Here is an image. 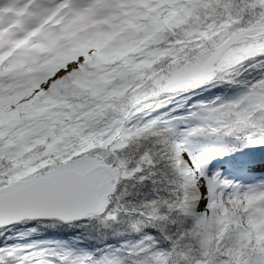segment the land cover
<instances>
[{"label":"snow or ice","instance_id":"snow-or-ice-1","mask_svg":"<svg viewBox=\"0 0 264 264\" xmlns=\"http://www.w3.org/2000/svg\"><path fill=\"white\" fill-rule=\"evenodd\" d=\"M32 2V25L7 37L0 28V264H264V181L245 186L222 171L264 170V0H134L147 6L141 23L162 3L176 19L153 17L156 45L150 35L120 53L123 102L89 80L100 63L95 40L84 41L86 52L75 59L57 62L51 75L14 90L28 65L51 63L73 22H109L106 0ZM221 84L238 91L199 99ZM69 85H91L92 94L62 98ZM148 92L159 95L137 104ZM101 133L114 147L95 145L90 137ZM159 162L175 173L176 198L146 201L147 211L124 209L135 212L132 228L143 233L134 246L81 254L7 242L21 225L116 219L121 183L148 180L145 168Z\"/></svg>","mask_w":264,"mask_h":264},{"label":"trees","instance_id":"trees-1","mask_svg":"<svg viewBox=\"0 0 264 264\" xmlns=\"http://www.w3.org/2000/svg\"><path fill=\"white\" fill-rule=\"evenodd\" d=\"M140 79H143V76L140 77ZM222 86L224 88L225 86L226 88L229 87L227 84H222ZM149 93L151 92L140 95L138 98L142 99ZM119 102H123L122 97ZM115 110L114 106L105 109L109 114ZM104 118L106 119L107 116ZM97 144L98 143H95L96 146ZM143 144L146 147H151V142L149 140L143 141ZM121 155H124V153H121ZM127 155L131 158V166H134L136 155L133 150L129 149ZM153 171L155 172L154 175L151 174ZM144 175H148L150 178L142 181L138 176H134L121 183L119 191L116 192V198L113 200L114 208L119 211V215L116 219L109 221L103 219L93 220L89 222L86 227L81 229L86 230L79 232L80 237L93 251L96 252L98 249L105 250L106 245L119 247L121 243L125 241L129 242V246H134L135 242L142 238L143 233H139L132 228V225L138 219L137 215L135 212H125L124 209L130 210L144 207L145 211H147L148 209L145 205L146 201L156 200L162 202L166 199L174 200L176 198L173 193L174 185L170 183V181L176 179L175 173L171 167L165 166V162L157 163L154 169L146 167ZM75 226H80V224H76ZM76 228L77 227L56 224L55 228H43L45 231L43 234H48L53 231L54 233L60 232L69 236L75 233ZM168 229L174 230L171 223H169ZM145 231L152 232L153 230L148 228ZM129 264H131V259L129 260Z\"/></svg>","mask_w":264,"mask_h":264},{"label":"rangeland","instance_id":"rangeland-1","mask_svg":"<svg viewBox=\"0 0 264 264\" xmlns=\"http://www.w3.org/2000/svg\"><path fill=\"white\" fill-rule=\"evenodd\" d=\"M138 7L134 9V7H130L128 11L131 12V15L127 16L125 20L118 25L117 29L119 31H130V36L125 38H118L116 35L117 32H113V36L111 41H108L104 45L102 44L99 48V57L100 60L99 66L94 69L95 75L93 77H90L89 80L93 81L95 85H99L102 88L101 94H109L111 95V98L114 101H119L121 98L120 95V85L125 82V77L122 75H118L121 68H123V65H120L119 67H116V71H113V68L107 67L108 65H105L106 63L109 64V61H116L117 63L120 62L122 57L120 56V53L126 51L127 48L133 47L134 45L138 44L140 41H145L147 38L152 36V43L155 46L156 45V35H152L154 32L155 27L152 26V19L153 17L160 18H168L172 17L171 22H175L176 17L172 16L171 13L167 12L168 6L165 4H161L158 8L151 11L147 17L144 18L143 23L140 22V15L141 13H144L147 11V6H141L140 4L137 5ZM184 13L181 11L178 13V16H182ZM158 35V34H157ZM143 54V50L141 52H136L134 56H140ZM130 58V57H129ZM131 67V65H129ZM140 76L142 77L143 74L141 73ZM224 88V87H222ZM111 89V93L108 92V90ZM229 90L231 92V95L235 94L238 89L234 86L229 87ZM88 92L89 95H91V85L87 88L82 87L81 85H69L66 88L63 89L62 98L71 100L73 102H78L79 99L82 98L83 93ZM207 101V100H205ZM138 115H143V113H139ZM107 133H101L97 136L90 137L92 141L95 143H98L97 146H103V147H114V141H108L105 143ZM259 211V210H256ZM242 215H247L245 213H241ZM261 215H264V213H261ZM20 232H23V230H20ZM45 242V241H44ZM59 247L56 249V251H63L64 249H72L76 253H83V252H89L86 249L77 247L73 248L71 245H67L65 243L61 244L59 241ZM47 245H50L49 242H46ZM46 245V246H47ZM41 248V247H39ZM45 249V248H44ZM47 250L51 251V248H46ZM55 251V250H54Z\"/></svg>","mask_w":264,"mask_h":264},{"label":"bare ground","instance_id":"bare-ground-1","mask_svg":"<svg viewBox=\"0 0 264 264\" xmlns=\"http://www.w3.org/2000/svg\"><path fill=\"white\" fill-rule=\"evenodd\" d=\"M51 2H55V0H51ZM106 3L107 20L109 22H105L104 20H98L97 23H88L86 26H81L78 21L73 22L69 33L64 37L62 41L61 47L53 55L51 63H32L28 65L27 67L29 68V70L25 73V75L14 78L16 83V87L14 90H23L30 86V82L51 75V69L57 62H63L67 59H75V56L77 54L75 53V49H78L81 53L86 52V49L81 47V44L84 41L95 40L100 45H104L108 41H111L112 37L115 36L109 35L106 37H101L99 35V33L105 30L110 29L112 30V32H117L116 36L118 38L127 39L130 36L131 32L119 31L117 30V27L125 20L127 16L131 15V12L128 11V9L130 7H134V9H136L138 7V4L135 3L134 0H124V2H121V0H106ZM152 26L156 27V24L154 23L153 19ZM11 34L12 33H8L6 31L4 33L5 37Z\"/></svg>","mask_w":264,"mask_h":264},{"label":"water","instance_id":"water-1","mask_svg":"<svg viewBox=\"0 0 264 264\" xmlns=\"http://www.w3.org/2000/svg\"><path fill=\"white\" fill-rule=\"evenodd\" d=\"M156 95H159V94H158V93H156V94H155V95H153V96H156ZM146 100H148V99H146ZM146 100H145V101H146Z\"/></svg>","mask_w":264,"mask_h":264}]
</instances>
